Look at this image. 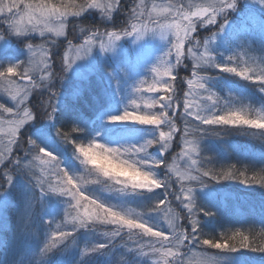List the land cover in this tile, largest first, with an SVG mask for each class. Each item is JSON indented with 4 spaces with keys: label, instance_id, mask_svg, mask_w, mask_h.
<instances>
[{
    "label": "rangeland",
    "instance_id": "1",
    "mask_svg": "<svg viewBox=\"0 0 264 264\" xmlns=\"http://www.w3.org/2000/svg\"><path fill=\"white\" fill-rule=\"evenodd\" d=\"M78 1L79 3L83 2V0ZM8 2L9 0H4V3ZM26 2L27 0H25ZM51 2L57 5L61 3L60 0H51ZM101 2L107 3L109 0H101ZM208 2L209 0H143V5H141V0H119V4L116 10L113 11L111 19L104 15L100 9L95 8L88 9L78 17L68 16L63 37H53L47 33L45 37H40L39 33L18 35L11 32L3 22V17H0V37H2L0 38V70L15 64H22L23 67H28V61L33 59L32 53L27 47L30 43L34 49L38 48L41 44H45L51 50L50 62L53 73L48 81H40L38 73L33 75V79L41 83L42 86L33 89L27 101L21 106V108L26 107L32 113L34 119L27 121L19 129L16 143L11 146V159H16L14 154L17 152L20 155L21 161L24 159L28 160L29 158L31 160L23 164L26 167H21L20 169H17L7 160L5 161V165H0V228L8 220L9 210L14 212L19 203H26L27 199L30 198L32 199L31 201L38 200L37 214L40 215V218L42 216L43 223L48 226L47 234L52 239L55 233L57 239H60L59 231L68 232V229L64 228V223L68 227H72L71 223H69L71 220L70 215L74 217L77 213L83 214L84 209L82 207L76 208L75 200H72L70 196L48 191L49 180H51L53 186L58 183L57 178L54 179L55 176L53 178L47 177L48 173L53 172L56 159L58 158L60 161V169H66L69 171V174L80 176L82 173L78 169H82L83 165L77 159L76 145L78 143H86L95 138L98 142L104 143L109 147H139L151 137L158 135L162 128L163 130H167V127L164 125H147L132 120H112V117L122 115L126 110L133 112L137 104L140 105V110L136 111V114H144L150 111L158 113L156 108L158 104L153 109H148L146 102L167 98L168 96L165 95L167 93L178 105L177 111L170 112L169 114L175 117V123L179 131L173 137L167 152H163L160 145H153L151 148H148L146 155L140 154V158L147 160L145 170L153 171L156 178L162 181L167 178L171 185L170 191L175 195H180L182 184L185 188L191 187L194 189L195 218L198 220L199 216H211V222H214L213 225H209L206 222L201 224L198 230L201 241L203 240L202 237L206 236L205 233L209 232L212 235L209 239L220 242L223 236L231 235L237 230L242 232H261L264 230V198L254 199V197L242 192L233 193L225 189L224 187L226 186L223 183L227 186L237 183L233 182L232 179H229L230 182H227L222 178L213 180L210 177H205L202 185L200 182L181 179V176L189 170V165L191 164V160L183 156V152L187 147L184 143L185 137L183 135L185 127V122L182 118L183 104L189 102L190 105L199 104L207 106L212 105L214 102V105L206 107L205 111L212 112L216 110L218 114H223V112L228 110L239 109L255 111L254 106L258 102V94L262 93L261 88L263 87L257 86L255 82L249 80L240 83L238 78L237 85L243 89V92L236 94L230 85L223 89L219 88L220 83L222 85L226 83L222 78H217L213 84H206L210 76L205 75L203 71L208 69L210 65L194 69V61L188 52V49L193 47L194 40L185 41L184 56L181 63L176 64L175 48L173 47L176 43L174 30L168 32L165 37L161 34L162 29L159 25L179 22V17L176 16L177 8L182 7L185 11L191 12L196 9L190 7V5H206ZM166 7L169 8L168 12L163 11ZM133 9L136 10V13L133 12ZM124 10L128 14L127 22L120 23L121 26L115 31L121 33V39L116 41L109 51L101 50L99 48V40H97L92 45V51L87 55H85L83 49L77 53L76 48L84 44L87 37L97 31L90 30L85 36H78L75 40H68L70 32L68 28L71 22L74 23L75 21L76 24V21L86 14L89 17H95L96 15L98 19L111 24L114 23V20H118L117 18L120 15L123 16L125 14ZM21 11H23V6L21 7ZM233 12H230L228 23L223 31L217 32L221 20L218 17L217 25L202 26L198 23L197 30L192 35L195 40L210 41V51L214 58L217 57L216 54L219 51H224L228 47H231L232 59L227 61L225 59L222 60L226 66L232 67L237 58L240 57L242 60H245V63H241L242 69H248L252 73L261 72L264 74V6L260 5L258 0H240L236 13ZM246 15L247 17H245ZM150 16L152 17L151 19L149 18ZM231 18L236 21L234 34L232 33L233 22H231ZM132 24L141 25L139 30L141 34L133 33L130 36H124L122 31H130ZM250 27H261V31L254 28L255 34L257 33L258 36L250 31ZM214 32L217 34L215 38L210 40ZM230 33H232V39L228 38ZM254 38L259 43L253 47L252 40ZM53 39L55 40L54 44L50 42ZM100 39L107 42L106 36L101 35ZM67 41H71L74 46L72 50H69V43ZM60 43L62 45L59 55L61 64L60 66H56L53 59V50L59 48L58 44ZM241 44L243 46L245 44V52L239 49V45ZM169 49L172 50V55L165 60V53ZM199 51L202 52L203 49L200 48ZM252 51L258 53L255 54ZM243 53H246V55L243 56ZM77 55L83 58L77 59ZM65 56H67L68 60L72 61L71 68L67 67ZM183 62H186L189 66L188 77H185L184 81L179 77L181 69H187V65ZM173 64L175 67L172 68L170 76H158L156 71H154V69H159V71L163 72L166 67ZM176 70L177 83L181 84L183 82L184 85L181 91L177 90L173 82ZM193 71H196L198 75L194 76ZM9 79L15 81V84H9L7 80L0 78V104H3L5 108H12L13 113H15L16 102L12 99L10 93H14L16 85H23L26 81L21 80L19 77H10ZM188 80L193 81L191 90ZM141 81L144 82L142 87H140ZM158 81H169L172 86L171 89L165 91V86L162 83H158ZM199 83H204L209 91L199 89L197 87ZM44 84L49 85V87H44ZM153 84L161 90L156 92L148 91ZM138 87H140L139 92H137ZM53 93H55V97H53ZM209 94H214L212 101H206V97ZM85 98L87 100H84ZM133 100L136 101V104L132 103ZM52 104H56L57 110L53 114L54 118L49 120L47 114L51 112ZM62 108L73 117L72 121L69 122L71 127L69 129L76 134V141H62L61 136L58 134L59 132L55 129V119L58 116L57 114L62 111ZM13 113L4 112L3 108H0V121H3V124L0 125V151L5 150L7 141L10 139L8 128L11 125L9 122L14 118H19L15 117ZM22 115L23 112L21 111L20 117ZM189 120L191 121L188 125L189 128H194L195 125L199 124L198 121H195L191 117H189ZM201 127L207 128L218 135L227 133L228 130L230 132L239 130L242 131L241 133L249 130L244 129L242 126L233 125H202ZM74 129L76 130L74 131ZM255 131L260 132L258 134H263L261 133L263 130L256 129ZM248 137L250 140L253 139L251 135H248ZM30 139H34L45 150L53 153L52 157H48L44 153L40 154L44 160L51 161L50 163L43 162L41 164L39 160L34 159L36 153L32 151V145L29 143ZM187 139L195 141L193 146L197 148V153L192 154V159L197 160L198 167L202 170H212L217 174L234 171L236 176L238 174L235 173V167H251V170L258 169V171L264 169L262 153H257L246 148L232 150L226 146L232 143L225 142L224 145L220 141L207 138L203 130L200 133L193 132ZM254 139L258 140L259 138L254 137ZM159 156L166 157V161H164L163 165H153V159L158 160ZM72 159L78 160L77 163L73 164ZM173 165L175 166V171L171 168ZM4 171H10L13 176V181L10 185L3 174ZM192 174L198 175L199 173L193 171ZM88 179L92 178L89 177ZM41 180L44 181V194L41 193V186L38 183ZM240 184L241 187H246V185ZM86 187L87 189H91V193L89 194L86 189L85 195L97 198L100 202L105 203L106 206L115 205L117 210H131L134 217L139 216L143 220H146L149 227L156 225L157 227L154 230H164L165 235L169 239H172V229L168 226V219L173 220L178 230L186 229L191 233L187 209L175 198V195L165 197L163 188L152 190H133L129 188L123 191L120 190L121 186L119 185L111 188L113 195L124 197V194L129 196L140 195L136 199L134 207H126L121 199L114 198L111 201L107 186L94 184L92 189L89 183ZM160 200L163 202H159ZM131 205L133 204L131 203ZM154 208L160 209V212L153 211ZM206 213L211 214L208 215ZM177 217L179 218L178 220ZM27 222L28 218L24 222V230H26ZM57 224L61 225L60 229L56 228ZM95 226V222H90L87 228L91 229ZM102 227L103 224L100 223V228ZM117 227L119 226L105 224L103 228L113 230ZM119 235L127 238L126 241L128 242L131 240V237L143 239L141 235L146 236V243L142 250L133 251L135 256L134 264H165V261L168 264H240L238 261L241 259L245 260L248 264H264V260H262L264 259L263 256L262 259H251L247 253V256L243 254L244 258L232 254L228 255L232 256L231 258H225V256L220 258L219 254L223 250L215 249L211 245H204L202 243L191 244L189 241H186L184 244L189 249L186 252L184 246L176 248L171 245L161 246L159 243L155 245L158 251H153L151 243L156 238L149 237L142 229L128 230L124 228ZM109 239L111 240L105 233L98 238L96 243L108 242L110 241ZM112 243L115 248L124 250L121 247L122 244H119L118 241L112 239ZM194 248H197L198 251H193ZM169 249L175 255L169 254L166 256L165 253ZM82 250L80 242L77 252L87 256L88 254L85 253V250ZM210 254H216L217 256L209 259L207 257Z\"/></svg>",
    "mask_w": 264,
    "mask_h": 264
},
{
    "label": "snow or ice",
    "instance_id": "2",
    "mask_svg": "<svg viewBox=\"0 0 264 264\" xmlns=\"http://www.w3.org/2000/svg\"><path fill=\"white\" fill-rule=\"evenodd\" d=\"M73 3L79 5V7L65 9L62 8L60 4H54L51 0H9L8 3H4V0H0V17H3V22L8 26V29L11 32L18 35H26L29 33H39L40 37H45L46 33L51 34L53 37H63L65 35L66 28V20L68 16H80L88 9H100L104 15H106L109 19H111L113 11L116 10L117 5L119 4V0H109L107 3L101 2V0H83L82 3H76V0H72ZM259 4L264 6V0H258ZM240 0H209L206 5H190V7H194L195 11H185L182 7L176 9V16L179 17V22L176 23H166L160 24L159 27L162 29L161 34L166 37L168 32H172L174 30L176 43L173 45L175 48V62L176 64L181 63L182 57L184 56V45L185 41L194 40L193 47L188 49L189 54L192 56L194 61L193 68L199 69L204 65H212L217 68L222 69L224 72L228 73H236L237 75L243 76L245 79H251L248 75L249 70L245 69L244 71L237 72L235 67H228L225 64H219L216 62L210 51V41H200L195 40L193 37V33L197 30V24L199 23L202 26L207 25H217V18L220 17L221 20L219 22V27L217 28V32L223 31L228 23V17L230 12L236 10L239 6ZM141 5H143V0H141ZM23 6V11H21V7ZM172 7V6H170ZM164 12H168L169 8L166 7L163 9ZM133 12L136 13V10L133 9ZM142 14V13H141ZM54 18L58 23L51 24L47 23V18ZM152 18L151 16L149 17ZM195 18V19H194ZM25 20L27 21L25 23ZM141 25L132 24L131 30H123L122 34L124 36H130L133 33H140ZM83 31V29H81ZM216 32L212 33L210 40L215 38ZM106 36L107 42L103 39H100V36ZM2 38V37H0ZM121 39V33L117 32H105L103 34L93 32L90 36L87 37L84 44L80 45L79 48H76L77 53L81 49L84 50L85 55L92 51V45L94 42L99 40V48L103 51H109L115 44L116 41ZM51 43H55V40H51ZM69 43V50H72L74 46L71 41ZM28 50L32 53L33 59L28 61V67H23L22 64L9 65L6 69L0 70V78L7 80L9 84H15V81L10 80V77H19L21 80L26 81L23 85H16L14 93H10L12 95V99L16 102V112L13 113L12 108H5L3 104H0V108H3L4 112L13 113L15 117L11 120L10 127L8 128V133L10 139L7 141V145L4 151H0V165H5V161H9L12 163L17 169L21 167H26L22 164L20 158H16L15 160L11 159L12 153V145L16 143V136L20 128H22L27 121L33 120L32 113L26 108H21L24 105L25 101H27L28 97L31 95L33 89L40 88L42 85L38 83L37 80L33 79L34 74H39L40 81H48L53 73L51 71V50L45 46V44H41L38 48L33 47L32 44L27 45ZM202 48L203 51H199ZM194 49H196L194 51ZM172 50L169 49L168 52L165 53V60L168 57H171ZM83 57L77 55V59H82ZM229 60L232 57H228ZM65 61L67 63V67H72V61L67 59L65 56ZM163 62V61H162ZM175 65H171L166 67L163 72L159 71V69H154L158 76H170L172 74V68ZM193 75H198L196 71H193ZM174 79V77H173ZM203 79V78H200ZM260 84H264V74H261L256 77ZM143 81H141L140 87L143 86ZM158 83H162L167 91L171 89V83L169 81H158ZM193 84L192 80H188V85ZM44 87H49V85L44 84ZM140 87L137 88V92L140 91ZM199 89H203L205 91H209L204 83H199L197 85ZM161 89L157 88L155 84H153L148 91L156 92ZM7 91V89H6ZM261 91H264V87L261 88ZM55 97V93L52 94ZM214 94H209L206 97V101H212ZM133 104H136V101H132ZM156 104H159L161 111L160 112H152L151 120H143L140 121L142 124L147 125H156V126H166L167 130H160L158 136L155 139H149L144 144L139 147L133 146L134 148L140 150L141 153L147 154V150L149 147L153 145H160L163 152H167L168 148L173 140L175 134L179 131L175 123V117L170 116L169 112L177 111L178 105L176 101L173 100L171 96L167 98L154 99L152 101L146 102V107L148 109H153ZM214 105V102L213 104ZM190 105L189 102H185L183 104V119L185 122V127L183 129V135L185 137L184 143L187 146L186 150L183 152V156L188 157L191 160V164L189 165V170H187L182 176V180L187 181H195L200 182L202 185L205 181V177H210L213 180L218 179H233L234 173L229 171L227 173L217 174L212 170H202L198 167V162L195 159H192V154L197 153V148L193 146L195 141L188 140L187 137L191 135L193 132L200 133L203 128L202 125H233V126H248L252 129L264 130V118L261 117H251L248 114L247 110H228L223 114H218L217 111L207 112L205 108L208 106ZM135 111L140 110V105H136ZM56 104L51 105V112L47 114V118L49 120L54 118L56 112ZM23 112L22 117H20V112ZM128 110H126L123 114L119 116H114L116 118L122 120H128ZM189 117L193 118L195 121H198L199 124L195 125L194 128H189L188 125L191 123ZM3 124V121H0V125ZM76 129H74L75 131ZM62 139L66 138V135L63 133H58ZM29 143L32 145V151L36 153L34 159L42 160L44 163H50L51 161L44 160V158L40 155L41 153L46 154L48 157H52V152L45 150L40 144H38L34 139H30ZM77 147V145H76ZM51 154V155H49ZM59 159H56L54 170L51 175H54L57 178L58 183L53 186L51 180H49V188L48 191L64 194L70 196L72 200H75L76 208H83V214L77 213L76 216L72 217L69 223L72 225V230L76 231L79 228H83L88 226L90 222H100L103 224H112L118 225L112 233V236H118L122 229L127 228L128 230L133 229H142L145 234L149 237H154V240L151 243V247L153 251H158L155 245L157 243L161 244V246L171 245L176 248H180L184 246L186 241H189L191 244L194 243H202L204 245H211L212 248L228 250V251H239L241 249H250L254 251L264 252V230H262L258 235L255 233H250L246 235L244 232L237 230L231 235L223 236V240L217 242L212 239H203L201 241L200 236L198 235L199 230V220L195 218L196 208H195V196L194 189L191 187L185 188L183 184L180 188V195H175L170 191L171 185L168 182V179L165 178L163 181L156 178V186L152 189H164L165 197L168 195H175V198L183 204L184 208L187 209L189 218H190V228L191 233L186 229H177L176 224L172 219H168V226L172 229V239H169L168 236L165 235L164 230H154L157 226L153 225L151 227L148 226V222L143 220L139 216H135L129 214L127 211L117 210L115 205L106 206L105 203L100 202L97 198H92L90 195H85L86 188L82 185L81 180L77 178L76 175L69 174V171L66 169L59 168ZM153 165H163L164 159L156 160L153 159ZM172 170L175 171V166H171ZM43 171V170H42ZM196 171L199 174L193 175L192 172ZM4 176L6 177L7 183L10 185L13 181V176L10 171H4ZM241 176H244L245 173L241 172ZM78 181H80L78 183ZM244 183H254L259 184L264 187V171L259 174L254 175L251 178V181L248 178H245ZM41 186V193H45V189L43 187L44 181H38ZM151 189V190H152ZM183 197V198H182ZM159 202H163L160 200ZM71 203V202H70ZM69 203V204H70ZM153 211L159 213L160 209L154 208ZM210 215L211 213H206ZM179 218L177 217V220ZM57 229L61 228L60 224L56 225ZM71 233L67 231H59L60 239H57L56 234L54 233L52 239L49 243L45 244L42 253H48L53 248L57 246V244L61 243L63 238H67ZM231 241H238V243H231ZM107 247L106 244H99L92 249H85V253L89 251H99ZM144 245H140L142 249ZM175 255V253H171L169 249L165 255ZM165 264H168L165 261Z\"/></svg>",
    "mask_w": 264,
    "mask_h": 264
},
{
    "label": "trees",
    "instance_id": "3",
    "mask_svg": "<svg viewBox=\"0 0 264 264\" xmlns=\"http://www.w3.org/2000/svg\"><path fill=\"white\" fill-rule=\"evenodd\" d=\"M54 1V0H53ZM61 1V0H60ZM76 3H79L78 0H76ZM127 3V2H126ZM128 5V4H127ZM237 9L234 10L233 13H236ZM124 15H120L118 20H114V23L108 24L100 19L95 15V17H89L88 15H83L81 18H79L75 24L71 22L69 24L68 30L70 31L68 34L69 39L68 40H75L77 39L78 36H85V34L92 30V31H97L99 33H104V32H115L117 31L118 27L121 26L120 23L126 21L127 22V16L125 10H124ZM246 17V16H245ZM73 21V20H72ZM232 23V33H235V27H236V21L235 19L233 20L231 18ZM75 25V26H73ZM126 25V23H125ZM254 28H257L260 30L261 27H250V31L253 32L254 35L258 36V34L254 32ZM83 29V31H81ZM261 31V30H260ZM232 33L228 35V38L232 39ZM264 33V31H263ZM254 36V37H256ZM237 37V35H236ZM68 42V41H67ZM245 42V41H244ZM253 42V47L259 43L256 38L252 40ZM59 48H56L53 50V59L55 61L56 66H60L61 64V58L59 57L60 52L62 50V45L61 43L58 44ZM245 44L244 46L241 44L239 45V49H242L243 52H245ZM254 50V48H253ZM253 53H258L256 51H252ZM230 53V54H229ZM232 48L228 47V49H225L224 51H219L216 56L218 57V62L219 64L222 63V60L225 59V61L229 60L228 57H232ZM229 54V55H228ZM244 54V53H243ZM246 53L243 55L245 56ZM241 63H245V60H242L240 57L237 58V60L234 62V65L232 67H235L237 69V72L244 71L245 69H242ZM208 75H210L213 78L219 77L225 80V85L221 86V88H225L227 85H230L235 92H243V89H241L237 85V79L239 78V82L243 81H251L255 82L257 86H263L264 84H260L258 80L256 79L257 76L263 74L261 72L258 73H252L248 72V75L252 77L251 79H245L243 76L237 75L236 73H228L224 72L221 70H216V67H210L208 71H206ZM179 77L184 81L185 77H188V70L186 68H182L181 72L179 74ZM174 85L177 88V90H180L184 88L183 82L181 84L177 83V70L174 73V79H173ZM220 87V86H219ZM165 95L169 96V94L165 93ZM258 102L255 104L254 109L256 110H263L264 111V91L262 93L258 94ZM67 107V106H66ZM157 111L160 112V106H156ZM241 110V109H239ZM223 112V111H221ZM220 112V113H221ZM170 113V112H169ZM224 113V112H223ZM55 122H56V131L59 133H63L66 135L65 139H62V141H76V134L73 133L72 130L69 128V122L72 121L73 117L69 115L68 111L65 109L57 114ZM170 115V114H169ZM244 127L243 125H241ZM163 129V128H162ZM224 130L226 128L223 127ZM245 129V128H244ZM252 129V128H250ZM264 131V130H263ZM204 134H206L207 138L220 141L225 145L226 143H232V144H227L226 146L229 147L232 150H235L237 148L239 149H250L254 152L257 153H262V161H264V134H259V140L257 142H254V137L258 136V133L253 132L250 133L244 132L241 133L242 131H236V132H230L228 130L227 133H222L218 135L217 133H213L207 128H203ZM248 135H251L253 137L252 140L249 139ZM158 135L151 137L150 139H155ZM248 138V139H247ZM236 145V147H235ZM151 148V147H150ZM154 148V147H153ZM21 153V152H20ZM16 158H19V153L14 154ZM260 157V155H259ZM159 159H164L166 161V157L159 156ZM31 160L30 158L24 159L22 161V164H26ZM41 164L43 161L39 160ZM73 164L77 163L75 159H72ZM72 164V165H73ZM159 166V165H157ZM72 167V166H71ZM238 175L235 176L232 179L233 182H237L235 184L231 185H225L224 187L227 190L232 191L233 193H244L248 196H252L255 198H264V187L260 186L259 184H254V183H244L243 181L245 178H248L249 181H251V178L264 171V169L257 170H251V167L243 168V167H235L234 168ZM83 175V168L78 169ZM241 170V171H240ZM243 170V171H242ZM229 172V171H228ZM234 173V171H232ZM244 172L245 175L241 176L240 173ZM52 173V172H51ZM51 173L47 174V177H54V175H51ZM30 176V175H29ZM56 179V177H54ZM223 181V180H222ZM224 181L230 182L229 179H224ZM246 185V187H241V184ZM93 185L90 183V188ZM102 185V184H98ZM251 185V186H250ZM250 186V187H248ZM108 195L111 199V201L116 198V199H121L122 202L125 204L126 207H134V204L136 202V199L140 196H129L127 194H124V196H118V195H113L111 193V188L108 187ZM87 189V187H86ZM89 194L91 193V189H87ZM110 192V193H109ZM32 199L28 198L26 203H19L17 209L12 212L9 210V214L7 216L8 220L6 221L5 225L0 228V264H134V252L135 250L139 251L142 250L140 248V245H144L146 243V236L141 235L142 238H134L131 237V240L128 242L126 241L127 238L122 237L120 235L118 236H112L111 233L115 230L111 229H104L105 224H103V227L100 228V222H95L96 226L94 228H87L83 227L80 228L76 231L72 230V227H68L65 223V227L68 229V232L71 233L70 236H68L66 239H63L61 243L57 244L55 248H53L50 252L48 253H42V249L45 244L49 243L50 241V236L47 234V229L48 226L43 223L42 216L40 218V215L37 214V201H31ZM131 203L133 205H131ZM28 218L26 230H24V222ZM70 218L72 216L70 215ZM199 228L201 224L203 223H208L209 225H213L214 222H211V216H199ZM111 238L110 241L104 242V243H96L98 238L103 236L105 234ZM246 235L250 233H255L258 235L260 232L256 231H248L244 232ZM205 235L208 237H202L203 239H209L212 235L209 233H205ZM116 237V239H115ZM112 239L114 241H118L119 244H122L121 247L124 248L122 249H117L113 246ZM223 240V239H222ZM221 240V241H222ZM83 248V250L87 249H92L96 247L99 244H106L107 247L100 249L99 251H89L87 252L86 255H81V253L77 252V247L80 245ZM231 243H238V241H231ZM82 250V251H83ZM184 250L189 251L186 246H184ZM194 250H197V248H194ZM23 251V253H22ZM247 253L249 254L248 257L251 259H262V256L264 257V252L260 251H254L250 249H241L239 251L233 252V251H228V250H223L219 254L220 258L225 256V258H231L232 256H228L230 254L232 255H239L241 258H244L243 254L247 256ZM213 256H217L216 254H210L207 258L211 259ZM87 257V258H85ZM264 260V259H262ZM124 261V262H123ZM240 264H246L245 260L241 259Z\"/></svg>",
    "mask_w": 264,
    "mask_h": 264
},
{
    "label": "clouds",
    "instance_id": "4",
    "mask_svg": "<svg viewBox=\"0 0 264 264\" xmlns=\"http://www.w3.org/2000/svg\"><path fill=\"white\" fill-rule=\"evenodd\" d=\"M60 5L65 9L79 7L72 0H61ZM47 23L56 24L58 21L49 17ZM248 114L251 117L264 118V111L262 110L248 111ZM127 115L128 120L138 122L152 119L151 111L136 114L134 110ZM112 120L123 121L116 117H112ZM76 151L78 153L77 159L83 165V175L77 176V178L81 180L84 187L89 183L103 184L110 188L119 185L121 186L120 190L123 191L129 188L151 190L156 186L154 172L145 170L147 160L140 158V150L133 146L109 147L93 138L89 142L78 143ZM89 177L92 179H88ZM127 212L133 215L131 210Z\"/></svg>",
    "mask_w": 264,
    "mask_h": 264
},
{
    "label": "bare ground",
    "instance_id": "5",
    "mask_svg": "<svg viewBox=\"0 0 264 264\" xmlns=\"http://www.w3.org/2000/svg\"><path fill=\"white\" fill-rule=\"evenodd\" d=\"M244 126V125H243ZM243 128H245L246 130L250 129V127L248 126H244Z\"/></svg>",
    "mask_w": 264,
    "mask_h": 264
}]
</instances>
